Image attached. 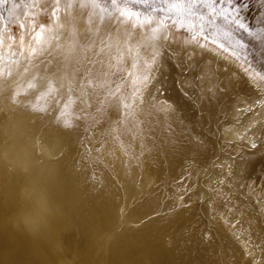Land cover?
Here are the masks:
<instances>
[{
    "label": "bare ground",
    "instance_id": "1",
    "mask_svg": "<svg viewBox=\"0 0 264 264\" xmlns=\"http://www.w3.org/2000/svg\"><path fill=\"white\" fill-rule=\"evenodd\" d=\"M99 7L10 1L0 17V264H264V111L235 112L256 95L239 64L211 52L190 68L167 61L156 86L176 110L162 121L133 93L163 35L187 37L154 40ZM202 71L224 88L203 111L199 88L176 84ZM117 87L138 119L110 118Z\"/></svg>",
    "mask_w": 264,
    "mask_h": 264
},
{
    "label": "snow or ice",
    "instance_id": "2",
    "mask_svg": "<svg viewBox=\"0 0 264 264\" xmlns=\"http://www.w3.org/2000/svg\"><path fill=\"white\" fill-rule=\"evenodd\" d=\"M7 0H0V5L6 3ZM36 0H33L35 3ZM93 6H98L97 0H90ZM57 5H59L60 0H56ZM128 3L144 4L146 7L149 5V0H125L124 7L120 8V0H112V4L118 7L120 16L125 18V21H132L131 27L133 29L144 30L145 27H149L150 31L153 33V39H158V33L162 30H174L175 32H183L187 34V39L183 44H174L173 38L165 34L162 39L166 42L161 44L159 47H154L148 54V58L144 61V72L142 78L143 88H137L136 92L133 93L136 96L139 93V104L136 107H141L148 105L151 109L149 115L155 112L159 115L161 120H165L172 116L175 112V105L173 102L164 95V91L161 87H157V84H161L160 76L163 75V68L167 61H174L173 67L180 68H190L194 56L197 54H202L205 52H211L213 56L219 59L228 61L229 63H238L240 70L243 72L244 77L249 85V87L256 93L255 98L249 101L248 98L241 100L239 103H234L233 108L236 113L254 112V111H264V62L262 66H257L249 60L248 56L245 55L243 60H241V53L236 51L235 48L238 46L244 49L246 45L241 41H236V45L226 46L219 39H217V33H209L205 27L204 22L206 17H212V23H215L217 18L223 20L226 25H232L236 30L243 31L249 36H254L257 39L255 31L250 30V25L245 22V18L241 15L242 10L247 11L249 5L244 2V0H159V3L164 5L160 7L159 11L165 13L159 20H156L152 15L142 16L139 12H133L127 5ZM201 9L206 10L201 11ZM55 11L53 15L55 16ZM152 11H157L156 8H152ZM155 21V26L153 23ZM21 27H24L21 25ZM221 35L225 39L229 40V45H231V32H222ZM103 43V40L101 41ZM199 48L201 53H197L196 49ZM132 53L133 58L138 54V49L133 51L132 48L129 49ZM136 65L133 63V68ZM51 71V70H50ZM85 69V73H87ZM159 73V75H153V73ZM55 76L56 73L52 72ZM70 75V74H68ZM83 74L77 69L75 76L70 80V83L75 90V87L79 85V79L76 77H81ZM132 75V73H128ZM215 74H211L214 76ZM58 79H60L58 77ZM122 79H127L123 77ZM208 80V86H204V81ZM90 83V81H86ZM199 82V83H198ZM177 90L184 96H189L195 94L197 88H199L201 95L198 99L201 101V110L203 111V104L207 101L208 104L212 105L215 100L219 103L218 93L224 91L222 84L214 82L210 79V75L205 72L197 73L190 79L185 78L183 80L177 81ZM60 88L64 87L61 83ZM59 92V89H57ZM120 88L117 87L115 92H111L110 96L115 97L117 103L111 105V101L108 103L111 105V111L109 112L110 118L115 119L118 123L120 122V117L123 115L124 120H128L131 116L133 120L138 119L134 111L123 112L121 111L122 102L119 100ZM163 97V98H162ZM53 103L63 104V100H57L53 97ZM97 103L100 101L97 99ZM214 106V105H213ZM87 107H92V98L89 94L87 100ZM124 109L132 108V105L123 104ZM114 113V115H113ZM79 119V118H78ZM131 122V121H130ZM143 123V121H141ZM255 122L249 124L248 128L251 129L255 127ZM66 131H71L75 125L69 126L67 123L63 125ZM246 129L245 131H247ZM230 131V129L228 130ZM242 135V134H240ZM239 138V137H238ZM255 143L251 144V147H255Z\"/></svg>",
    "mask_w": 264,
    "mask_h": 264
},
{
    "label": "rangeland",
    "instance_id": "3",
    "mask_svg": "<svg viewBox=\"0 0 264 264\" xmlns=\"http://www.w3.org/2000/svg\"><path fill=\"white\" fill-rule=\"evenodd\" d=\"M10 1L21 5L22 1L25 0H7L6 3L0 5V17L4 18L5 20L13 16L7 14ZM124 2L125 0H120L119 7H124ZM244 2L249 5V8L247 11L242 10L241 15L245 18V22L250 25V30L255 31L259 39L254 36H249L243 31L236 30L232 25H226L220 18H217L215 23H212V17H206L204 27L209 33H217V38L224 41L228 45L229 40L225 39L221 33L231 32V36L229 38L231 40L230 46L236 45V41L238 40L244 43L246 45L244 49H241L237 46L235 50L240 52L243 57L247 55L249 60H251L253 63H256V65L259 67L262 66V62H264V0H244ZM97 4L107 16L115 14L119 15L118 7L112 4V0H97ZM127 6L135 12H139L142 16L152 15L156 18V20H159L163 15H165V13L159 11L160 7H164V5L159 3V0H149V5L147 7L142 3H128ZM152 8H156L157 11L153 12ZM201 11H205L206 13V10L201 9ZM43 18L46 19V16L43 15ZM6 25L12 34H17L19 32V26L15 22L10 23L7 20ZM171 31L174 30L169 29V32ZM175 33H179L183 38L187 37L186 33ZM120 75V69L114 67L112 70L114 81H116ZM234 188L238 189V193L241 191V188L238 185H234Z\"/></svg>",
    "mask_w": 264,
    "mask_h": 264
}]
</instances>
